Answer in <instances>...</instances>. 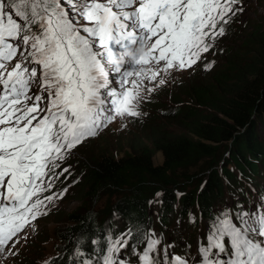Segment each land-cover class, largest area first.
Masks as SVG:
<instances>
[{"label": "snow or ice", "instance_id": "snow-or-ice-1", "mask_svg": "<svg viewBox=\"0 0 264 264\" xmlns=\"http://www.w3.org/2000/svg\"><path fill=\"white\" fill-rule=\"evenodd\" d=\"M238 3L0 0V252L47 214L57 195L41 194L59 162L117 117L140 116L144 82L157 81L146 88L154 93L173 71L195 65ZM212 229L195 264H264V203L234 219L224 213ZM121 236L92 239L91 252L78 241L69 264H188L166 249L161 257L151 237L142 251L132 246L135 261L126 258Z\"/></svg>", "mask_w": 264, "mask_h": 264}, {"label": "trees", "instance_id": "trees-1", "mask_svg": "<svg viewBox=\"0 0 264 264\" xmlns=\"http://www.w3.org/2000/svg\"><path fill=\"white\" fill-rule=\"evenodd\" d=\"M231 36L240 39L235 49L224 50L225 62L205 70L212 69L207 75L182 80L171 100L156 102L152 119L141 124L145 132L128 134L126 154L106 149L73 155L75 170L62 178L83 186L73 191L79 202L65 213V224L53 225L58 253L47 264H69L78 241L91 252L90 241L109 232L129 239L127 257L132 246L144 248L154 227L170 226L194 245L196 218L235 216L239 186L261 184L256 175L260 167L264 171V133L257 127L264 128V23H249ZM118 140L112 138L115 146ZM106 144L105 139L98 146ZM157 151L159 162L153 158ZM227 194L232 206L217 210ZM99 197L105 202L90 208ZM129 229L141 243L126 235Z\"/></svg>", "mask_w": 264, "mask_h": 264}, {"label": "rangeland", "instance_id": "rangeland-1", "mask_svg": "<svg viewBox=\"0 0 264 264\" xmlns=\"http://www.w3.org/2000/svg\"><path fill=\"white\" fill-rule=\"evenodd\" d=\"M241 11H237V14L239 15L238 18H235L234 20H230V23L225 26L226 33L222 36L217 37L214 41H210L212 43V47L207 53H203L201 55V59L197 61L195 65H193L189 69H185L184 72H182L183 80L188 79L190 76H197L200 77L201 75H207L214 67L217 65H221L225 62V54L224 50H232L235 49V45L233 44L238 43L237 41L240 39L236 38L234 36H230V34H227L228 31L232 29V23L237 22V25H241L242 27L247 24H254L258 25L260 23H264V0H247V3L241 7ZM223 50V51H222ZM212 58H215L212 63L210 64L212 69L210 71H203L201 70V66H205L206 63H208ZM210 66V67H211ZM209 68V67H207ZM199 72V73H198ZM198 73V74H197ZM147 87H152L151 85L145 84V91ZM173 90L180 91L182 88L173 87ZM171 91V90H169ZM166 92V91H164ZM162 92V93H164ZM183 92H185L183 90ZM160 93V94H162ZM263 113H261L262 115ZM152 115V114H151ZM132 117H124L119 118L120 120L114 124L115 127H118L119 125H124L128 122L129 119ZM147 119H152L151 117H148ZM258 119V118H257ZM264 120V119H263ZM136 124L131 125L127 130H123L120 132L110 131L107 130L103 134L99 136V138L96 139H90V141H85L84 144L78 145L75 149L76 152L78 149H80L82 146H84L83 151L93 152V153H100L102 151H105L106 149L109 151H112L116 155H123L127 153V145L130 141V138L128 137V134L138 126V129L141 132H145V129L140 124L139 116L137 118ZM259 134L262 135L264 133V128L262 125L260 127L258 126ZM123 126L119 128L121 130ZM173 130L178 129L176 126L172 127ZM257 131V130H256ZM114 136L118 137L117 144L118 146H115L116 143L112 141V138ZM107 140V144L103 147H99L98 144L100 141ZM146 139V137L141 138V140ZM153 158L156 162H159L162 158V155L159 151L155 152L153 155ZM62 166V161L59 162ZM259 166L261 161L258 162ZM61 168V167H60ZM57 168V169H60ZM259 177H262L260 179V183L263 182L264 179V173H262V168L260 167L259 175H256L257 182L259 180ZM53 187L56 184V179L54 178L52 181ZM83 186V183L77 184L76 182H61L58 186L52 187L51 189L47 190L46 192L41 194V198L44 196L50 195L52 193H56L57 198H54L51 204L48 206V209L51 210L50 213L37 218L34 222L30 221L29 224L26 226V228L20 232L12 242L11 247L9 249H5L6 256L2 259V262L0 264H19L18 261L21 264H28L31 261H34L35 264H40L41 261L45 257H50L51 255L56 253V244L58 243L57 238L55 236V233L53 232V225L60 224L63 225L64 219H65V213L68 211L70 207L73 206V204L78 203L79 200L76 197L72 198L73 191L78 190ZM67 189V191H63L64 189ZM252 193L256 192V187H251ZM63 192L62 198H60V194ZM114 196V195H113ZM105 197H99L96 201H92L89 204L90 208H98L105 202ZM259 200V199H255ZM230 200H227V203H229ZM199 220V218L197 219ZM202 222V228H206V220L205 218L201 220ZM168 229L172 230L171 227H168ZM199 229L193 228L192 231L196 232ZM212 229H205V233H210ZM174 232V231H173ZM198 235V233H197ZM154 239H158L160 241V244L157 245V249L162 252L164 250L162 241L160 240L158 234L155 236ZM171 240V239H170ZM169 240V241H170ZM204 241L208 242V239ZM168 241V242H169ZM167 242V243H168ZM186 240L183 238L178 239V243L185 245ZM196 242H194V246H189V249L192 254L199 257V252H196ZM21 250V253L17 254V251ZM177 248H174L176 250ZM180 250H184L181 248ZM18 255V260L15 258H10L14 255ZM135 261V260H134Z\"/></svg>", "mask_w": 264, "mask_h": 264}, {"label": "clouds", "instance_id": "clouds-1", "mask_svg": "<svg viewBox=\"0 0 264 264\" xmlns=\"http://www.w3.org/2000/svg\"><path fill=\"white\" fill-rule=\"evenodd\" d=\"M247 3V0H239V3L237 5H234V8H241L243 7L245 4ZM239 15L237 14V11L235 12V15L231 17V20H234L235 18H238ZM232 29L230 31L227 32V34H230L231 36V32L232 31H236L239 30L242 26L241 25H237V22H233L232 23ZM246 25L243 26V28H245ZM226 33V32H225ZM215 58H212L208 63L206 64H211L212 61ZM205 64V65H206ZM213 66L209 67L212 68ZM209 68H206L205 66H201V70H208ZM185 70H176L173 71L167 78V83L159 86V88L154 92V93H147V91L144 92V96L146 97L144 100H142L141 105H140V112L142 113L139 116V120H140V124H142L143 122H145L146 120H148V117H151L153 114V107L156 104V102L158 101H169L171 100L172 95H174V90L172 89L173 87H176L182 80V72H184ZM131 79V78H130ZM146 85H151L152 87H154L157 84V81H153L151 83H149L148 81L144 82ZM130 86V85H129ZM171 90V91H169ZM166 91V92H164ZM164 92V93H162ZM162 93V94H160ZM165 108V107H164ZM163 108V109H164ZM137 118L138 117H132L131 119L128 120V122L126 124L123 125V128L121 130H119V128L122 125H119L118 127H115L114 124L116 122H118L120 119L119 117H117L114 121L110 122L108 125L101 127L97 133V135L93 138H88L86 141H90V139H96L99 138V136L101 134H103L104 132H106L107 130L110 131H115V132H120L123 130H127L131 125L138 123L137 122ZM155 119H157V117H155ZM159 119H161L159 117ZM136 129H138L137 127L133 129V131H135ZM85 142V141H84ZM84 142L82 144H84ZM81 144V145H82ZM84 146H82L80 149L77 150V152L75 150H72L71 154L67 155L65 160L62 161V166L60 169H56V173L57 176L55 177L56 179V184L54 187L58 186V181L61 182H69L67 180H63L62 176L63 174H67L69 175L73 170H75V166L74 163L70 161V159L73 157V155H77L79 156V152H81L82 154H85V152L83 151ZM80 157V156H79ZM67 169V171H63V169ZM75 182L76 179H73L72 182ZM53 187V188H54ZM44 216V215H43ZM40 218V217H38Z\"/></svg>", "mask_w": 264, "mask_h": 264}, {"label": "bare ground", "instance_id": "bare-ground-1", "mask_svg": "<svg viewBox=\"0 0 264 264\" xmlns=\"http://www.w3.org/2000/svg\"><path fill=\"white\" fill-rule=\"evenodd\" d=\"M83 160V159H82Z\"/></svg>", "mask_w": 264, "mask_h": 264}]
</instances>
